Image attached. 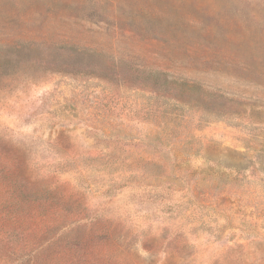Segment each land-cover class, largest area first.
<instances>
[{"label":"rangeland","instance_id":"rangeland-1","mask_svg":"<svg viewBox=\"0 0 264 264\" xmlns=\"http://www.w3.org/2000/svg\"><path fill=\"white\" fill-rule=\"evenodd\" d=\"M0 46V264H264V0H0Z\"/></svg>","mask_w":264,"mask_h":264},{"label":"trees","instance_id":"trees-1","mask_svg":"<svg viewBox=\"0 0 264 264\" xmlns=\"http://www.w3.org/2000/svg\"><path fill=\"white\" fill-rule=\"evenodd\" d=\"M4 47V46H3ZM3 47H1L0 46V58L2 57V56H6L4 53H3V51H2V49H3ZM3 54V55H2ZM11 62L12 61H7V63H5L4 65H0V77H3L4 75L5 76H7L8 75V68H10V66H11ZM16 183V182H15Z\"/></svg>","mask_w":264,"mask_h":264}]
</instances>
